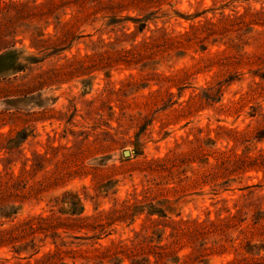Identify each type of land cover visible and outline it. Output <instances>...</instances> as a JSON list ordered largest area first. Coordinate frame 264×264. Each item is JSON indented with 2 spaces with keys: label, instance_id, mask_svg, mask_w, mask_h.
I'll return each mask as SVG.
<instances>
[{
  "label": "rangeland",
  "instance_id": "obj_1",
  "mask_svg": "<svg viewBox=\"0 0 264 264\" xmlns=\"http://www.w3.org/2000/svg\"><path fill=\"white\" fill-rule=\"evenodd\" d=\"M0 264H264V0H0Z\"/></svg>",
  "mask_w": 264,
  "mask_h": 264
},
{
  "label": "water",
  "instance_id": "obj_2",
  "mask_svg": "<svg viewBox=\"0 0 264 264\" xmlns=\"http://www.w3.org/2000/svg\"><path fill=\"white\" fill-rule=\"evenodd\" d=\"M123 155H124V156H128V155H129V152H128L127 150H124V151H123Z\"/></svg>",
  "mask_w": 264,
  "mask_h": 264
}]
</instances>
